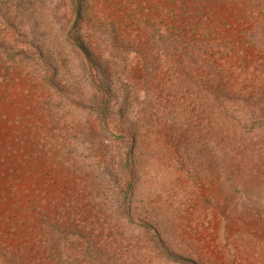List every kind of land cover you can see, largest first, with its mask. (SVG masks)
<instances>
[{
    "label": "rangeland",
    "instance_id": "374dc122",
    "mask_svg": "<svg viewBox=\"0 0 264 264\" xmlns=\"http://www.w3.org/2000/svg\"><path fill=\"white\" fill-rule=\"evenodd\" d=\"M0 264H264V0H0Z\"/></svg>",
    "mask_w": 264,
    "mask_h": 264
}]
</instances>
